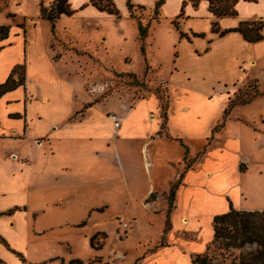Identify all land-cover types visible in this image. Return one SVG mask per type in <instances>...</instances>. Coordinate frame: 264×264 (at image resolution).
Listing matches in <instances>:
<instances>
[{
    "label": "crops",
    "instance_id": "0c3cea01",
    "mask_svg": "<svg viewBox=\"0 0 264 264\" xmlns=\"http://www.w3.org/2000/svg\"><path fill=\"white\" fill-rule=\"evenodd\" d=\"M45 1L0 0V16L3 14L7 19L9 15L16 21L10 25L8 37L0 41V83L15 66L24 68L23 85L0 97V237L22 256L24 264H69L72 260L85 264L75 254L73 240L97 253L100 248L93 249L90 240L98 232L111 233V218H129L139 230V213L161 211L165 222L170 216L169 235L176 240V246L158 248L142 264H191V256L202 253L212 239L214 216L227 212L230 205L235 210H264V200L255 201L251 190L257 184L264 192V160L257 158L256 153H243L240 137L227 139L225 147L207 151L191 168L186 164L180 173L173 167V164L179 167L180 161L172 162L169 154L158 152L160 143L182 142L177 135L172 137L168 133L171 107L164 132L156 116L155 99L136 100L132 107L127 102H118L117 108L108 103L89 102L83 94L86 84L80 65L83 56L71 59L60 50L58 40L64 38L58 34V24L61 19H70L84 27L89 18L99 21L119 16L99 11L89 0H69L73 14L60 16L52 32L50 23L40 16V2L44 7L53 2ZM111 1L117 10V0ZM122 3V16L131 22L133 9L157 10L158 16L167 17L171 25L177 21V44L188 49L194 62L199 61L201 71L230 63L240 76L264 59V38L247 43L237 32L224 36L211 32V23H216L219 31L233 29L240 22L264 24V0H235L236 15L220 18L209 11L208 0H122ZM135 30L140 41L138 27ZM180 32L188 39L181 38ZM148 34L146 27L142 44ZM261 34L264 37V25ZM102 40L104 44L106 38ZM179 61L178 57L177 67ZM112 116L120 120L119 127L114 128ZM262 116L256 122L240 116L243 119L240 122L254 133V140L264 136ZM223 128L225 131V124ZM232 140H237L235 146H229ZM180 147L182 161L188 150ZM224 151L231 152V162L225 163ZM258 152L264 153V145H260ZM160 159L171 179L167 192L162 193L156 172ZM208 161L218 163L206 168ZM243 163L247 167L245 173L240 169ZM254 163L260 172L244 185L243 179L253 170ZM232 177L236 182L231 188L237 187L240 198H234L229 191L219 192L224 201L220 209L215 206V198H211L215 197L211 196V190L217 191V182L232 183ZM176 183L169 208V193ZM249 198L251 201L245 202ZM178 232L189 233L195 239L176 237ZM200 236L203 242H197ZM95 254L90 259L97 263L100 258ZM0 260L5 264H21L1 244Z\"/></svg>",
    "mask_w": 264,
    "mask_h": 264
},
{
    "label": "rangeland",
    "instance_id": "374dc122",
    "mask_svg": "<svg viewBox=\"0 0 264 264\" xmlns=\"http://www.w3.org/2000/svg\"><path fill=\"white\" fill-rule=\"evenodd\" d=\"M122 4V0H117L119 18L109 16L99 21L89 18V23L87 22L84 27L78 25L75 20L71 22L70 19H61L58 24V34L64 38L58 40L60 50L69 54L71 59L75 55L83 56L82 61L79 60L86 79L83 94L89 98V102L108 103L112 108H117L118 102H127L128 106L132 107L136 100L155 99L158 103L157 115H155L158 116L164 132H166L168 110L171 107L172 113L169 116L171 124L168 125V133L172 137L177 135L187 146L188 152L185 160L181 161L183 151L175 141L160 143L158 152L169 154V157L173 158L170 160L172 162L180 161L179 167L173 164L180 173L186 164L191 168L207 151L220 146L225 147L224 142L234 137H240L243 153H256L257 158L264 160V153L258 152L260 145H264V136L260 135L254 140L252 130L240 122L243 120L241 117L248 122H256L259 116L264 114V59L240 76L236 74V69L231 67L230 63L221 68L201 71L199 61L194 62L188 49L177 44L178 38L175 32V27L179 29L177 21H173L171 25L167 17L158 16L157 10L148 12L133 9L130 11L131 22L127 17L122 16L124 11ZM132 23L136 28L139 24L147 27L149 34L145 44L138 41ZM2 24L10 26L16 24V21L12 17L6 19L2 14L0 25ZM41 30L45 35V30ZM102 38H106L104 44ZM74 48L80 51L77 50L75 53ZM140 50H143V55L145 51V56ZM178 57L180 61L177 67ZM254 81H257L260 96L250 104L233 109L225 120V131L221 128L210 138L212 128L222 119L228 98H244L247 94L251 95ZM184 106L186 110H183ZM262 119L264 116L260 121ZM236 143L237 140H232L229 146H235ZM218 155L219 153L216 152L217 160ZM224 158L225 163L231 162V152L224 151ZM138 159L140 160L139 155ZM140 161L143 165L142 159ZM206 163V168H210L218 161ZM244 164L240 168L243 173L247 169ZM254 164L253 170L243 179L244 185H248L251 178L260 172L255 169L257 163ZM156 172L160 193L167 192L168 181L171 182L170 172L161 159ZM232 178V183L220 185L217 182V191L211 190L213 192L211 196H215L211 198H215V206L220 209L224 207V201L219 197V192L229 191L234 198H240L237 187L231 188L236 182V178ZM251 190L255 201L264 200V192L257 184H254ZM241 198L244 199L243 196ZM245 200V202L251 201L250 198ZM163 201L161 203H164ZM235 203L237 205L238 200ZM139 214L141 216L139 230L134 228V222L129 218H111L109 221L111 233L98 232L93 237V247L100 250L96 253L82 242L73 240L75 254L86 261L85 264H142L146 256L158 248L176 246V240H172L169 235L172 229L170 216L165 222L163 211L156 214ZM207 223L206 219L205 233L208 231ZM123 224H127L128 229L125 231ZM206 234L208 236L209 232ZM177 236L186 241L195 239L186 232H178ZM202 238L203 236L198 237L197 242H203L204 238ZM0 244L15 255L22 264L23 259L17 252ZM255 249V245H245L241 249L228 251L211 247L207 254L212 264H233L240 254ZM205 251L206 249L203 252ZM62 253L68 255V252L62 251ZM94 254L95 257L100 258L97 263L90 259ZM0 264L5 262L1 261Z\"/></svg>",
    "mask_w": 264,
    "mask_h": 264
},
{
    "label": "trees",
    "instance_id": "16d2710c",
    "mask_svg": "<svg viewBox=\"0 0 264 264\" xmlns=\"http://www.w3.org/2000/svg\"><path fill=\"white\" fill-rule=\"evenodd\" d=\"M68 1L69 0H53L49 7H44L40 2V16L42 19H45L50 23L52 32L54 30L55 22L60 18V16H71L73 14V11L69 8ZM89 2L99 11L118 17V11L115 9L111 0H89ZM208 2L209 11L216 18L236 15L234 10L235 0H208ZM213 3H215V5H213ZM9 17L11 16L8 15V18ZM263 25L264 24L262 21L240 22L238 26L233 29L219 31L216 23H211V32L216 33L219 36H224L229 32H237L247 43H257L262 41L264 38L261 34ZM17 26L19 28H23L22 24ZM9 30V25H0V41L8 37ZM138 34L139 40L142 43L146 34V27H142L139 24ZM179 36L181 38L186 37L181 32L179 33ZM194 37H203V34H194ZM141 52H143V50H141ZM254 82L255 83L252 86L253 93L251 95L247 94L244 98H228L226 108L223 110L222 119L219 124L212 128L210 138H212L213 135L219 131V129L224 127L226 118L236 106L246 105L260 96L257 81ZM23 83L24 68L23 66H15L7 79L3 83H0V97L4 93L23 85ZM85 108L86 107H84V109ZM82 112L83 110L78 113L81 114ZM179 143L182 147H184L186 152L187 148L182 144L181 141H179ZM176 187L177 183L174 184L170 190L168 199L169 208L171 207ZM0 243L8 247L5 240L1 237ZM90 243L93 249H99L93 247V238H91ZM245 245H255L256 249L254 251H248L240 254L237 258H235L236 262L233 264H264V210H235L230 205L227 212L213 217L211 242L207 246L205 252L195 254L191 257V264H212L207 254V251L211 247L228 251L231 249H241ZM18 256L22 258L19 254ZM22 264H24L23 260ZM69 264L83 263L78 260H72Z\"/></svg>",
    "mask_w": 264,
    "mask_h": 264
},
{
    "label": "built area",
    "instance_id": "2783aa9c",
    "mask_svg": "<svg viewBox=\"0 0 264 264\" xmlns=\"http://www.w3.org/2000/svg\"><path fill=\"white\" fill-rule=\"evenodd\" d=\"M111 119H112V121H113V126H114V128L119 127V125H120V120L117 119V118H115V117H113V116L111 117ZM123 227H124V229L127 228V224H123Z\"/></svg>",
    "mask_w": 264,
    "mask_h": 264
}]
</instances>
